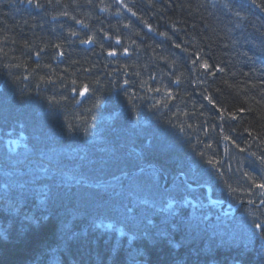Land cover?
<instances>
[{
    "label": "trees",
    "instance_id": "16d2710c",
    "mask_svg": "<svg viewBox=\"0 0 264 264\" xmlns=\"http://www.w3.org/2000/svg\"><path fill=\"white\" fill-rule=\"evenodd\" d=\"M262 185L264 0H0V264H264Z\"/></svg>",
    "mask_w": 264,
    "mask_h": 264
},
{
    "label": "bare ground",
    "instance_id": "6f19581e",
    "mask_svg": "<svg viewBox=\"0 0 264 264\" xmlns=\"http://www.w3.org/2000/svg\"><path fill=\"white\" fill-rule=\"evenodd\" d=\"M185 130H186L187 137H185V135H184L185 134L184 133V129L182 127L179 128L177 125L168 126L166 129H161V131H160L161 138L160 139L162 140V142H165L166 144H169V145H171L170 144L171 141H173V143H175V142H182L183 144H185V143L186 144H190L189 143L188 128H185ZM157 131L158 130L156 129V132ZM168 137H171L172 140H168L167 139ZM181 156H184V155H181ZM190 156H191V158H193L194 156L195 157L197 156L196 148H194L191 151ZM148 167H155V168H158L159 169L158 165H156L155 163H147V164H145L142 167V170H144V169H146ZM185 176H186V172L185 171L177 170L176 174L173 177V180L170 181V185H173V183L180 177L190 187L196 188L198 185L200 187L201 186H205L208 194L212 197V188H211V186L209 184H192V183H189V182L186 181ZM165 185H167V184H165ZM165 185L163 184V187H165ZM235 185H236V182H234V183L231 184V190H232V188ZM244 186L247 188L248 197L249 198H248V200L239 199V201H237L238 202L237 207L232 208V207H230L229 205H227L225 203H220L219 202V199H222V198H215V197H213L214 203H218V204L222 205L225 210H230V211H234L236 208H238L242 204H248V205L254 206V207L259 206L263 202V200L255 202L252 199H250V198H253L252 196L256 193V191L254 190V188L250 184H248L246 182L244 183ZM222 189H224V188H222ZM232 191H234L235 193L238 194V192H236L235 190H232Z\"/></svg>",
    "mask_w": 264,
    "mask_h": 264
},
{
    "label": "rangeland",
    "instance_id": "374dc122",
    "mask_svg": "<svg viewBox=\"0 0 264 264\" xmlns=\"http://www.w3.org/2000/svg\"><path fill=\"white\" fill-rule=\"evenodd\" d=\"M150 117V116H149ZM162 126V124H161ZM157 128V126H156ZM157 129H162V128H157ZM156 132V131H155ZM159 131H157L156 133H158ZM145 133H147L145 131ZM139 136L141 135L138 134ZM21 137V138H20ZM22 138L23 136L22 135H14V133L10 132L7 134V137H6V141H7V145L10 149L12 150H15L19 144H21L22 142ZM142 170V169H141ZM141 170H138V171H133V172H129V174L132 176V178H134L132 180V183L131 185L129 186L130 190L134 193V194H139L141 195L142 197H149V198H153V199H159L161 197V195L164 193V192H159L157 195H151V188L149 187V184L146 182V177L141 174L140 177L142 178H137V177H134L135 174L139 173ZM144 178V179H143ZM167 184V182L165 183ZM164 184V185H165ZM166 186V185H165ZM169 187V186H168ZM165 191H168V193H170L171 191L169 190V188H166L164 189Z\"/></svg>",
    "mask_w": 264,
    "mask_h": 264
},
{
    "label": "water",
    "instance_id": "95a60500",
    "mask_svg": "<svg viewBox=\"0 0 264 264\" xmlns=\"http://www.w3.org/2000/svg\"><path fill=\"white\" fill-rule=\"evenodd\" d=\"M92 44H93V43H92L91 40L81 42V45L86 46V47H89V46H91ZM60 55H61V54H60ZM109 55L113 56V52H110ZM36 58H37V57L34 56V59H36ZM174 84H177V81H174ZM84 93H85V90H82V91L80 92V98L84 95ZM141 169H142V168H138V169H136V170H134V171H138V170H141ZM219 202H223V201H222V200H219Z\"/></svg>",
    "mask_w": 264,
    "mask_h": 264
},
{
    "label": "snow or ice",
    "instance_id": "6c2138e0",
    "mask_svg": "<svg viewBox=\"0 0 264 264\" xmlns=\"http://www.w3.org/2000/svg\"><path fill=\"white\" fill-rule=\"evenodd\" d=\"M262 187H264V185H262ZM257 227L259 228L260 226H259V225H257Z\"/></svg>",
    "mask_w": 264,
    "mask_h": 264
}]
</instances>
